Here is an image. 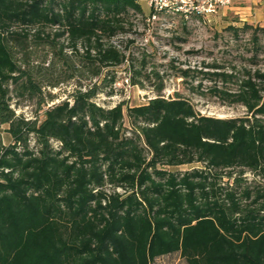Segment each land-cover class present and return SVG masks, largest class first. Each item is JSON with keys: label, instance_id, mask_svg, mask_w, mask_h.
Segmentation results:
<instances>
[{"label": "trees", "instance_id": "1", "mask_svg": "<svg viewBox=\"0 0 264 264\" xmlns=\"http://www.w3.org/2000/svg\"><path fill=\"white\" fill-rule=\"evenodd\" d=\"M138 18L152 26L136 0H0V125L11 139L0 143V264H156L174 253L264 264V184L245 176L264 178V25L228 27L236 44L248 35L249 54L229 70L166 65L192 92L246 110L218 118L163 95L166 71L132 53ZM122 67L154 95L97 104ZM74 78L86 87L46 101L44 87ZM14 98H39L42 117L16 115Z\"/></svg>", "mask_w": 264, "mask_h": 264}, {"label": "rangeland", "instance_id": "2", "mask_svg": "<svg viewBox=\"0 0 264 264\" xmlns=\"http://www.w3.org/2000/svg\"><path fill=\"white\" fill-rule=\"evenodd\" d=\"M144 13L149 14L147 0H138ZM245 5L235 4L232 10L224 9L211 22H202L190 20L187 23L181 19H167L164 24L158 23L144 28L140 19H136V33L130 37L135 40L133 54L139 58L141 49H145L148 53V60L151 65L157 66L160 71H166V65L170 61H175L176 65L182 68L189 67L198 69L202 61L205 63L217 62L228 70L231 65L240 62L237 60L239 54L246 58L249 56L246 53L248 35L241 38L236 44L232 39L231 34L227 30L229 26H241L243 23L252 25H264V20H261L262 12L257 10L260 8V3L249 7V10H244ZM248 7V6H246ZM259 21V22H258ZM123 41V42H122ZM126 37H119L116 42L124 44ZM193 53V54H192ZM260 66L264 67V54L260 55ZM116 83L112 96L106 92L101 93L95 98V102L104 107L115 106L120 101H126L128 105L135 106L146 103L147 99L154 95L152 82H145V88L141 89L137 86L130 85L128 81L127 71L125 67L117 69ZM87 81H77V78L70 79L61 83L57 88L44 87L42 90L46 101H49L48 94L54 96V102L63 101L69 94L79 85L85 88ZM194 87L197 86V81L193 82ZM108 91V90H106ZM174 93H179L187 98L195 108L203 115L218 117V118H233L246 114L244 107L239 105L228 106L219 102L212 96H200L197 92H192L181 78H175L173 72L166 71L165 89L163 95L165 97H173ZM39 98L34 99H17L14 98L11 102V107L16 115H23L30 119L34 118L36 113H41L42 108L39 105ZM41 111V112H40ZM7 126L0 125V143L8 145L11 142L10 135L6 132ZM201 167L200 164L183 165L179 167L169 168L171 171L184 172L193 168ZM250 182L259 181L264 184V178H255L251 173L245 175ZM156 264H186L178 253L166 255L156 259Z\"/></svg>", "mask_w": 264, "mask_h": 264}, {"label": "built area", "instance_id": "3", "mask_svg": "<svg viewBox=\"0 0 264 264\" xmlns=\"http://www.w3.org/2000/svg\"><path fill=\"white\" fill-rule=\"evenodd\" d=\"M236 1L240 0H147L149 14L146 22L152 26L173 18L211 22Z\"/></svg>", "mask_w": 264, "mask_h": 264}, {"label": "crops", "instance_id": "4", "mask_svg": "<svg viewBox=\"0 0 264 264\" xmlns=\"http://www.w3.org/2000/svg\"><path fill=\"white\" fill-rule=\"evenodd\" d=\"M138 2V0H136ZM139 3V2H138ZM243 4L244 6V10H249V7L251 8V6L256 5L257 3H260V8L257 10V12H261L264 11V0H240V1H236L235 3H233V5L226 7L225 9H228L229 11L232 10V6H234L235 4ZM140 4V3H139ZM141 6V5H140ZM248 6V7H246ZM142 8V7H141ZM146 14V13H145ZM147 15V14H146ZM261 20H264V12H262V17ZM259 22V21H258ZM264 23V22H262Z\"/></svg>", "mask_w": 264, "mask_h": 264}]
</instances>
